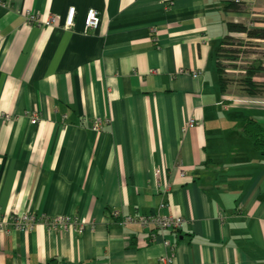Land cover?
<instances>
[{
  "label": "crops",
  "instance_id": "1",
  "mask_svg": "<svg viewBox=\"0 0 264 264\" xmlns=\"http://www.w3.org/2000/svg\"><path fill=\"white\" fill-rule=\"evenodd\" d=\"M248 2L0 0V220L39 222L0 227V264H264V154L242 131L264 128V87L223 88L217 61L229 23L264 28ZM114 207L184 223L153 232ZM58 216L85 230L45 225Z\"/></svg>",
  "mask_w": 264,
  "mask_h": 264
},
{
  "label": "built area",
  "instance_id": "2",
  "mask_svg": "<svg viewBox=\"0 0 264 264\" xmlns=\"http://www.w3.org/2000/svg\"><path fill=\"white\" fill-rule=\"evenodd\" d=\"M252 2H255V0H251ZM76 14V9L74 6L70 7L68 10V14L66 17V26L71 27L74 23V18ZM33 18V17H31ZM38 22V21H35ZM101 22V12L96 8H90L87 11L86 18H85V30H95L99 27ZM251 40V39H250ZM254 43L259 45L260 47H254V48H261L264 50V39H252ZM262 63L264 65V57L261 58ZM66 118V116H65ZM38 122V115L34 112L31 114V123L36 124ZM190 123H194V120H191ZM99 122L97 121L94 124V129L98 130L99 128ZM165 204H162L161 207H164ZM112 213L115 217H121L122 224H128V223H140L141 225L145 227H153L157 228L158 231H164L167 229L177 228L180 227L183 223V219L181 217H174L171 214H167L164 216H160L157 214H150V215H139V216H131V215H123L120 210H118L116 207L112 209ZM10 221L3 219L0 220V227L9 232V225L13 223L14 228L19 229L21 231H29L34 229L35 224L39 223L37 222V217L29 211H22L19 214H13L9 216ZM44 223L47 227L52 229H58V228H74L75 230L79 232H83L85 230V223L86 221L84 219H81L79 217L74 216H58V217H52V218H46L44 220ZM152 235V234H151ZM153 236V235H152ZM165 244L170 246L173 250L174 244L166 240ZM174 253L169 256L161 257L160 261L162 264H171L173 262Z\"/></svg>",
  "mask_w": 264,
  "mask_h": 264
},
{
  "label": "rangeland",
  "instance_id": "3",
  "mask_svg": "<svg viewBox=\"0 0 264 264\" xmlns=\"http://www.w3.org/2000/svg\"><path fill=\"white\" fill-rule=\"evenodd\" d=\"M248 1L249 0H247V3H249ZM232 36L229 35V38H225V40L228 41L227 44H225L226 46H223L222 50L221 47L218 50L217 53L218 66L223 67L222 70H224V72L223 71L222 72L225 79L227 80V84L229 83L232 84V86H234V89L238 93L249 94L246 93L247 91L244 88L245 85L243 79L246 75L245 73L248 71V67L253 66L254 62L256 63L255 66H257L259 62H262V60L259 61L257 59H261L264 57V50H262L261 48H254L255 46L256 47H260V46L254 43L252 39L250 40V38H248L245 34L238 35V33H235V36L232 39H230ZM261 74L262 73H259L258 71L256 75L260 76ZM259 89L261 90V88ZM156 176H158V174H156ZM140 215H144V214H140ZM117 219L120 221V223H122V219L120 216ZM6 220L10 221L9 218ZM183 223H184V219H183ZM182 225L177 228H172L171 230L175 232L179 230V228H181Z\"/></svg>",
  "mask_w": 264,
  "mask_h": 264
},
{
  "label": "trees",
  "instance_id": "4",
  "mask_svg": "<svg viewBox=\"0 0 264 264\" xmlns=\"http://www.w3.org/2000/svg\"><path fill=\"white\" fill-rule=\"evenodd\" d=\"M247 3V0H222L223 4V9L225 11H243L245 8V4ZM228 31L229 33H241L245 34L248 38L250 39H264V28H254V27H249L247 24L243 23H234L231 22L228 24ZM225 38H229V35H227ZM231 37L230 39H232ZM228 41L224 39V41L221 43V50L223 46H226ZM230 42V41H229ZM220 49V48H219ZM260 61V59H257ZM255 62L253 63L252 67H248V71L245 73V77L243 79L244 85H245V90L249 94H256L260 90L259 88L262 89L264 87V84H259L258 81L255 79V75L259 70L264 69L263 63L259 62L257 66H255ZM219 70V79H220V84L224 88L227 84V80L225 79L223 72L224 70L223 67L218 66ZM223 71V72H222ZM261 86V87H260ZM243 133L251 139L253 142V145L255 149L260 152L261 154H264V128L263 126L256 121L253 118H247L243 128H242ZM153 232L158 231L157 228H154L152 230ZM178 231V230H177Z\"/></svg>",
  "mask_w": 264,
  "mask_h": 264
},
{
  "label": "bare ground",
  "instance_id": "5",
  "mask_svg": "<svg viewBox=\"0 0 264 264\" xmlns=\"http://www.w3.org/2000/svg\"><path fill=\"white\" fill-rule=\"evenodd\" d=\"M139 216V215H138Z\"/></svg>",
  "mask_w": 264,
  "mask_h": 264
}]
</instances>
